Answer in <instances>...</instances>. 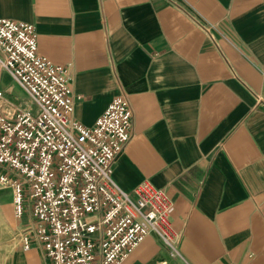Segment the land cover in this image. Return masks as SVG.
I'll return each instance as SVG.
<instances>
[{
	"label": "crops",
	"instance_id": "crops-1",
	"mask_svg": "<svg viewBox=\"0 0 264 264\" xmlns=\"http://www.w3.org/2000/svg\"><path fill=\"white\" fill-rule=\"evenodd\" d=\"M0 18L68 68L81 124L117 96L134 109L113 178L168 191L180 257L151 234L121 264H264V0H0Z\"/></svg>",
	"mask_w": 264,
	"mask_h": 264
},
{
	"label": "built area",
	"instance_id": "built-area-1",
	"mask_svg": "<svg viewBox=\"0 0 264 264\" xmlns=\"http://www.w3.org/2000/svg\"><path fill=\"white\" fill-rule=\"evenodd\" d=\"M68 72L40 53L33 25L0 18V190L11 191L16 219H26L18 246L39 245L48 264H121L156 234L180 257L168 191L145 181L127 192L113 178L133 136L129 100L117 96L84 126ZM4 74L27 98L2 86Z\"/></svg>",
	"mask_w": 264,
	"mask_h": 264
},
{
	"label": "rangeland",
	"instance_id": "rangeland-1",
	"mask_svg": "<svg viewBox=\"0 0 264 264\" xmlns=\"http://www.w3.org/2000/svg\"><path fill=\"white\" fill-rule=\"evenodd\" d=\"M2 86L9 87L15 85L14 95L27 98L20 90L19 86L15 84L10 76L3 75ZM13 97V96H12ZM15 97H13L14 99ZM8 190H0V195ZM11 192V191H10ZM17 221L14 215V204L12 194L11 196H0V264H13V260L19 253L17 235L15 234Z\"/></svg>",
	"mask_w": 264,
	"mask_h": 264
}]
</instances>
